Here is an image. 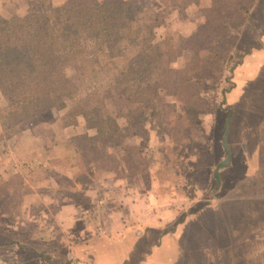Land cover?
<instances>
[{"label": "rangeland", "instance_id": "374dc122", "mask_svg": "<svg viewBox=\"0 0 264 264\" xmlns=\"http://www.w3.org/2000/svg\"><path fill=\"white\" fill-rule=\"evenodd\" d=\"M50 1L62 3L65 0ZM145 2L147 6H141L137 17L147 18V7L156 1ZM194 7L177 15L166 13L168 10H165L161 17L170 20V25L163 24L156 28V37L162 38L167 32L165 29H171L170 33H173L177 45V37L181 34L176 29L177 25L180 27L176 22L185 20L183 22L187 24L184 31L202 26L204 17L210 13L209 3L202 0ZM245 7L248 9V5L243 4ZM253 7L249 8L250 13L244 20L238 21L243 16L236 14V11L229 15L237 23L231 25V29H228L230 25L226 26L228 38H216L214 44L218 42L220 45L222 42L223 47L216 59L204 63L200 68L199 76L203 78H195L187 71L183 78L192 79L188 88L184 87L181 100L168 97L166 102L169 106L164 110H155L154 117H148V140L143 144L142 152L134 160H129L130 156L126 153H114L109 166H100L97 171L92 169L94 174H91L90 169L85 172L76 167L71 170L72 180L61 176L58 183L67 196L66 200L73 199L80 205H86L84 190L99 183L104 185L101 191L98 190L100 197L115 199L118 189L128 186L124 191L126 194L131 192L138 197L151 199L152 211L157 214L158 220L162 223L165 221V226L170 227L168 231L171 226L175 228L180 223L185 225L182 257L194 264L196 261L200 264L210 262L214 255L207 253L203 260V255H191V249H196L197 245L205 248L226 246L229 240L223 235L230 229L241 232L264 231V202L259 203V198L264 199V60L252 55L244 63L246 55L250 54L248 50L259 52L260 27L264 26V6H259L256 11ZM39 10L38 0H0V16L3 18L25 17ZM210 28L212 36L219 37L213 33L216 27ZM203 35V39L212 41L209 34ZM182 55L172 65L174 69H179L184 62L189 63L190 53ZM193 64L196 67L199 63ZM235 64L239 65L232 69ZM68 76L72 78L73 72L68 71ZM227 89L230 90L225 93ZM193 95L196 97L197 116L183 119L184 103ZM3 106L4 101L1 99L0 108ZM65 111L49 112L19 124L20 128L15 126L8 131H5L0 121V154L4 155L0 158H5L0 165L11 166L16 173L19 171L6 183L0 179V214L18 209L5 205L2 201L5 193L15 200L25 192L27 185L38 191L42 189L41 180L49 181L55 176L56 169L68 171L76 162L72 147L66 146V141L77 135L74 133L91 135L94 132L87 129V121L83 117L78 119L76 126L62 127L61 117ZM144 111L147 116L150 114L149 109L145 108ZM123 123V120H119L121 127H124ZM65 136L70 138L65 141ZM139 143L138 140L126 141L128 146H138ZM51 157L58 159L50 160ZM247 171L254 174L246 175ZM231 180L234 181L233 185ZM218 197L220 201H217ZM230 217L236 222L230 221ZM4 220L5 217L0 218V228L5 229L11 221ZM142 245L140 242L138 247ZM187 253L189 257L186 258ZM247 255L257 259L256 264H264L263 254L262 257L252 252ZM217 256L218 264H232L235 261L239 264L240 261L245 262L246 258L245 254L222 253ZM224 259L233 262H222ZM174 262L175 257L173 260L167 257L164 264ZM178 264L187 263L180 261Z\"/></svg>", "mask_w": 264, "mask_h": 264}, {"label": "trees", "instance_id": "16d2710c", "mask_svg": "<svg viewBox=\"0 0 264 264\" xmlns=\"http://www.w3.org/2000/svg\"><path fill=\"white\" fill-rule=\"evenodd\" d=\"M145 1L38 0L37 13L0 16V96L4 101L0 121L4 129L66 109L62 127L76 126L83 117L87 129L94 132L66 141L76 159L72 167L94 174L92 169L108 167L112 155L120 152L134 160L148 140V117L168 107V97L181 100L192 79L183 78L187 71L203 78L200 68L216 59L223 47L222 42L214 44L216 38H228L226 26L231 29L237 23L229 15L236 11L243 16L238 21L244 20L255 3L207 0L210 13L203 25L189 36L179 35L176 45L171 29H165L167 35L162 38L156 37V28L170 25L161 14L165 10L182 14L200 0H155L147 7V18L137 17L141 6H147ZM210 27H216L213 33L219 37L212 36ZM203 33L212 41L203 39ZM185 52L190 53L191 65L184 62L174 69L172 65ZM194 62L199 64L195 67ZM68 71L73 72L72 78ZM195 98L185 101L183 119L197 116ZM145 108L150 110L148 116ZM133 138L140 140L139 145H126Z\"/></svg>", "mask_w": 264, "mask_h": 264}, {"label": "crops", "instance_id": "0c3cea01", "mask_svg": "<svg viewBox=\"0 0 264 264\" xmlns=\"http://www.w3.org/2000/svg\"><path fill=\"white\" fill-rule=\"evenodd\" d=\"M206 1L204 0L205 3ZM199 2L201 3V0ZM259 6H264V0H255L254 11ZM192 8L195 7H189L185 11L188 12ZM183 21L185 20L176 22L180 25H177L176 29H179L178 32L182 36H189L196 27L184 31L187 23ZM260 28V49L257 50L259 52L248 50L250 54L246 55L244 63L248 62L252 55L264 60V26ZM239 68L235 70V75ZM1 99L0 96V102ZM68 136L64 137L65 141L70 138ZM130 140L140 142L138 138ZM52 159L58 157H51L50 160ZM4 160L5 158H0V163ZM74 169L72 166L68 171L56 169L55 176L49 181L41 180L42 189L35 191L33 186L27 185L25 192L15 200L10 194H4L2 201L5 205L18 209L0 214L1 219L5 217L4 221H11L5 229L0 228V264H164L167 257L172 260L175 257V264L180 261L194 264L190 259L184 260L182 257V234L185 225L180 223L175 228L171 226L168 231L170 227L165 226V221L162 223L158 220L157 214L152 211L151 199L138 197L131 192L126 194L124 191L128 186L119 188L115 199L101 198L98 190L101 191L104 185L99 183L84 190L86 205H80L73 199L66 200L67 196L60 189L58 178L64 176L72 180L71 170ZM17 173L11 166L0 165V179L5 183ZM252 174L249 171L246 173ZM230 182L231 185L234 184V181ZM28 187L30 189H27ZM219 197L217 201H220ZM259 199V203L264 202V199ZM235 220L230 217V221L236 222ZM223 237L229 240L226 246L205 248L197 245V248L191 249L189 253L203 255V260L205 254L212 253V261L203 264H218L217 255L222 253L245 254V262L240 261L239 264H256L258 260L248 257V253L261 254V257L264 255L262 230L241 232L230 229ZM140 242L143 245L139 248ZM222 262L229 263L233 260L224 259ZM195 264L200 262L196 261ZM232 264H238V261Z\"/></svg>", "mask_w": 264, "mask_h": 264}]
</instances>
